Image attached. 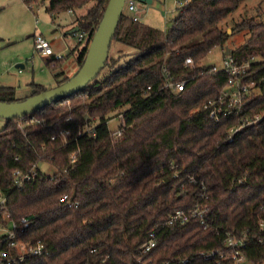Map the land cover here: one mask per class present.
<instances>
[{
    "label": "trees",
    "instance_id": "obj_1",
    "mask_svg": "<svg viewBox=\"0 0 264 264\" xmlns=\"http://www.w3.org/2000/svg\"><path fill=\"white\" fill-rule=\"evenodd\" d=\"M23 1L45 3L53 18L75 11L80 29L65 35L84 31L83 39L70 44L65 57L51 54L46 61L58 84L65 82L72 77L64 69L66 58L74 56L80 67L91 58L109 0ZM242 1L188 0L165 29L123 11L112 43L129 50L120 47L114 54L111 43L104 68L84 89L34 113L43 122L21 128L19 117L5 121L0 222L6 212L16 221L28 217L22 238L46 248L15 264H180L186 257L188 264H214L200 252L224 248L227 235L246 241L250 261H264V21L238 22L249 36L230 53L236 63L255 57L247 80L255 81L257 92L241 113L220 120L205 108L226 87L229 74L209 71L202 61L225 44L229 33L222 22ZM187 56L194 62L187 64ZM164 67L176 81L188 79L184 89L165 86ZM30 85L31 94L49 88ZM15 94V86L0 84V100L25 98ZM257 114L258 121L229 140V127ZM118 115L126 121L121 134L100 137L94 131ZM17 169L31 174L22 185ZM65 193L78 205L61 201ZM197 204L206 209L207 225L198 218L168 223L177 208ZM152 235L158 244L142 252Z\"/></svg>",
    "mask_w": 264,
    "mask_h": 264
},
{
    "label": "rangeland",
    "instance_id": "obj_2",
    "mask_svg": "<svg viewBox=\"0 0 264 264\" xmlns=\"http://www.w3.org/2000/svg\"><path fill=\"white\" fill-rule=\"evenodd\" d=\"M137 2L141 7L145 6L139 10L140 19L164 29L171 25L173 18L180 13V6L182 5L178 4L177 0H153L151 3L138 0ZM124 12L131 11L124 7ZM72 17L73 14L65 11L59 15L58 19L53 18L46 10L45 3L34 4L33 9H31L23 0H0V84L15 86V96L20 98L31 95L33 88L30 83L33 81L42 83L49 88L57 86L58 81L54 72L46 64L52 53L42 54L35 47L36 43L34 45L33 34L38 27L41 29L45 27L46 23H52V29L63 34L65 31L61 28L64 24L62 20H70ZM245 19L264 21V0H243L241 5L223 20L222 25L229 33L226 42L224 45L214 47L208 53L202 61L204 65L224 66L225 58L231 53H226L227 47L235 48L249 36L248 29L237 27V23ZM43 35L50 42L53 51L64 48L63 45H60L63 36L58 34V37L52 40L48 30L44 31ZM65 37L64 42L68 44H74L78 41L76 34ZM120 47L126 50L130 49L114 41L111 47L112 53L115 54ZM58 53L62 58L66 55L64 51ZM64 69L66 74L70 76H73L80 69L74 56L65 59ZM44 120L45 117H39L36 122L40 123ZM5 121V118L0 116V127L5 124ZM125 123L124 117L118 115L110 119L107 125L94 131H97L100 137H104L108 132H118L123 129ZM20 127L23 128L24 124ZM42 166L50 172L54 171V167L51 165L43 163ZM246 264H264V261L254 263L247 260Z\"/></svg>",
    "mask_w": 264,
    "mask_h": 264
},
{
    "label": "built area",
    "instance_id": "obj_3",
    "mask_svg": "<svg viewBox=\"0 0 264 264\" xmlns=\"http://www.w3.org/2000/svg\"><path fill=\"white\" fill-rule=\"evenodd\" d=\"M138 0H126L125 7L134 13L136 20L140 19L139 9L140 6ZM188 0H177L178 4H182V7ZM29 7L34 4H29ZM53 36V35H52ZM51 36V37H52ZM84 37V31L78 33V39L81 40ZM35 43L42 53L55 54L57 58H62L60 53L53 51L50 42L42 33L35 35ZM64 57V56H63ZM255 57L244 61L242 63H236L231 56H227L224 60V66H208L209 71H221L225 70L229 74L228 83L222 90L220 95L216 98L209 99L205 103V108L209 110V114L216 120H220L223 115L231 113H241L249 101L253 97V94L257 92V88H253L255 81H248L249 76L248 69L251 65V61ZM193 57L187 56L186 63H193ZM164 72L167 76L165 86L178 91L184 89L188 79L176 81L171 73L164 67ZM262 115L257 114L254 118L250 116H243L240 119V123L229 127L228 138L233 140L235 134L247 124L258 121ZM39 117L36 114H27L19 117L17 123L19 126L28 123H35ZM123 129L117 133L121 134ZM96 133V132H95ZM55 135H53V138ZM16 182L22 185L25 179L31 178L30 173H23L21 170H15ZM195 178L193 177L192 180ZM61 201H65L69 206L78 205V202L74 201L68 193L63 194ZM0 203H5V198L0 195ZM206 209L200 204H197L190 208H177L174 210L168 219V223L174 225L175 223H184L191 218H198L202 223L207 225ZM5 222H0V264H15L22 262L26 257L30 255H39L46 251L45 245L42 241L33 242L31 240H24L22 233L29 226L30 220L28 217H22L19 221L12 218L9 212H6L4 216ZM264 225V221H261ZM158 244V239L155 235H152L149 240L142 244V252H148L152 250ZM246 241L237 235H227L224 240V248H213L209 250H202L200 257L206 261L213 262L214 264H246L249 260L245 253ZM180 264H188L190 258L186 257L181 259ZM162 264H176L170 259H164Z\"/></svg>",
    "mask_w": 264,
    "mask_h": 264
},
{
    "label": "water",
    "instance_id": "obj_4",
    "mask_svg": "<svg viewBox=\"0 0 264 264\" xmlns=\"http://www.w3.org/2000/svg\"><path fill=\"white\" fill-rule=\"evenodd\" d=\"M151 3L153 0H143ZM126 0H109L100 27L95 33L90 46L91 58L68 80L24 99L0 100V116L5 120L33 114L63 98H67L84 89L104 68L109 56L110 46L116 33ZM79 25L67 30L66 34L79 31ZM231 52L227 47L226 53Z\"/></svg>",
    "mask_w": 264,
    "mask_h": 264
},
{
    "label": "crops",
    "instance_id": "obj_5",
    "mask_svg": "<svg viewBox=\"0 0 264 264\" xmlns=\"http://www.w3.org/2000/svg\"><path fill=\"white\" fill-rule=\"evenodd\" d=\"M145 6H143V7H141L140 6V9H142V8H144ZM139 9V10H140ZM67 12H69V13H71V14H73V17L69 20V19H64V20H62L63 21V23L64 24H62V26H61V28H63L64 29V31L66 32L67 30H69V29H71L72 27H74L75 25H77L76 23H75V19H76V13H75V11H73V10H68ZM60 15V14H59ZM59 18V16H57V17H55V19H58ZM56 21V20H55ZM52 23H46L45 24V27H43L42 29L40 28V27H38L37 28V30L35 31V33L34 34H37V33H42L43 34V32L44 31H47L48 30V34H50V37L52 38V40L54 39V38H56V37H58V34L59 35H61V36H63V40L60 42V45H63L64 46V48H62V49H59V50H56L57 52H61V51H64V52H66V54L69 52V50H70V44H68L67 42H64L65 41V39H66V35H65V32L62 34V32H55V29L53 30L52 29V25H51ZM35 37V36H34ZM33 37V39H34V41H35V38ZM34 45H35V42H34ZM35 47L42 53V51L37 47V45H35ZM68 50V51H67ZM42 54H44V53H42ZM24 66V65H23Z\"/></svg>",
    "mask_w": 264,
    "mask_h": 264
}]
</instances>
